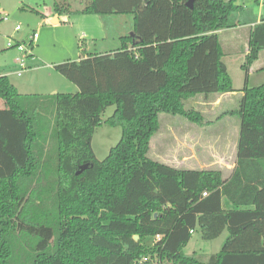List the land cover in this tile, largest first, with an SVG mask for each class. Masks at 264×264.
<instances>
[{"label": "trees", "instance_id": "obj_1", "mask_svg": "<svg viewBox=\"0 0 264 264\" xmlns=\"http://www.w3.org/2000/svg\"><path fill=\"white\" fill-rule=\"evenodd\" d=\"M188 1L53 0L58 15L132 14V34L53 66L76 93L21 94L0 72V264H264V83L241 89L229 175L148 155L159 114L200 124L184 101L234 90L219 30L255 23L245 81L264 50V14L256 23L236 0ZM102 122L122 133L98 160L91 138ZM195 230L228 234L216 253L184 254Z\"/></svg>", "mask_w": 264, "mask_h": 264}, {"label": "rangeland", "instance_id": "obj_2", "mask_svg": "<svg viewBox=\"0 0 264 264\" xmlns=\"http://www.w3.org/2000/svg\"><path fill=\"white\" fill-rule=\"evenodd\" d=\"M84 1L69 0V3L72 9H80ZM242 1L251 2L253 0H236L237 3ZM45 16L46 22L42 20ZM55 16L53 0H0V72L6 75L17 91L22 94L76 93L78 87L55 71L53 65L67 59L78 60L89 53H108L116 50L121 47V37L132 34V14L63 13L59 22L53 23L52 19ZM16 26L20 28L17 31ZM32 32L38 33L35 40L30 38ZM229 34L222 35L221 41ZM8 41L13 44L12 47H7ZM18 43L23 46L22 51L17 49ZM234 47L235 51L227 53L223 58L228 65L234 87H239L244 81L245 72L238 66L244 63L246 53L242 42H238ZM16 57L23 58L24 69L19 66L15 60ZM248 83L250 87L264 83V70H254ZM204 100L203 95H196L184 101V108L201 114L202 123L198 124L181 115H176L172 116L175 120L174 125L179 127L180 139L185 146H188V143L183 137L189 136L190 146L197 149L200 155L203 154L208 160L226 156L224 159L228 163L232 158V155L227 157L228 146L229 151L233 150L235 133H233V128H229L227 133V128H222V122L227 117H233L229 115L232 113L226 112L222 108L224 106L221 105L216 115L218 123L214 126L209 125L211 122L205 110ZM0 105H2L1 100ZM114 108L115 106L111 105L105 109L101 114L102 121L113 113ZM162 116L164 115L160 116V120ZM202 125L205 126V131L201 129ZM163 131L160 130L152 137L151 150L148 152L151 159H160V152L163 150L160 145L171 137L170 131ZM121 133V126H110L105 122L94 129L91 148L98 160L106 157L109 149L119 141ZM169 148L171 150L173 144ZM180 150L185 151L186 149L181 146ZM221 163L219 161L208 168H222L224 172L225 168ZM227 234L228 232L223 230L218 237L204 240L199 230H195L189 242L183 246L182 252L187 255L216 253L221 249ZM145 242L151 243L152 239L146 238Z\"/></svg>", "mask_w": 264, "mask_h": 264}, {"label": "crops", "instance_id": "obj_3", "mask_svg": "<svg viewBox=\"0 0 264 264\" xmlns=\"http://www.w3.org/2000/svg\"><path fill=\"white\" fill-rule=\"evenodd\" d=\"M237 4L241 5L243 10L245 11V13H247L249 16L250 15L256 16V23H259L261 15L264 14V1L263 0L262 1L261 0H253L251 2L242 1V2H239ZM56 15H57V22H59V18L61 15H58V14H56ZM54 18L52 20H54ZM42 20L44 22H46V20H47L46 16L43 17ZM57 22H55V23H57ZM254 24L255 23H246V24H242V25H237V26L229 28V29H223V30L218 31V33L220 34V38L222 37V35L230 33L229 35H226V37H224V39L221 41L222 46L224 47V49L226 51L225 52L226 54L230 53L231 51H235L236 48L234 46L238 42H242V44L244 46L243 50L247 55V53L249 51V45H248L249 34H250V31L253 28ZM223 41H224V44H223ZM82 53H83V51H82ZM100 53H103V52H100ZM104 53H106V52H104ZM83 57H85V56H83ZM67 60H69V59H67ZM225 64H226L227 70L229 72L228 65L226 62H225ZM238 67L241 69V64ZM254 70H256V71L264 70V50H261L259 52L257 59L249 66V68L247 69L246 81H245V75H244V81H242V83H241V85H239V87H234L233 81H232V85H233V89H234L233 91L222 93V94H213V95L209 96L210 98L204 97V99H205L204 105L206 106L205 110H207L206 112H207V114L209 116V120L211 122L209 125L212 124L214 126L218 123V119L216 118V115L218 114V107H220L221 105L224 106L222 108L226 112H233V114H229L233 117H227L222 122V128H227V133L229 132L228 131L229 128H233L234 129L233 133H235L234 134L235 135L234 136V142H233V150L229 151V146H228L227 157L229 155H232L230 162L227 163V161L224 159L226 156L224 158H218V159H213V160L209 159L208 160L207 157L203 156V154L200 155L197 152V149H193L190 146V137L189 136L183 137L185 139V142L188 143V146H185L181 142V139H180L181 136L179 134L180 131H178L179 127L174 125L175 120L173 119V117L169 114H162V113L158 115V121H159L158 132H160V130L170 131L169 134L171 135V137L168 138L169 141L164 140L163 143L161 142L162 144L160 146L163 150H161V152H160V157H159L160 159H158V161L164 162V163H166L168 165H172L174 167H180V168H185V169H196V168L210 169L208 167L212 166L215 163H219V161H220V162H222L221 165L224 166L223 168H225L224 169L225 171L223 172V170H221L222 168H220L218 170L222 171L224 176L229 175L231 170L234 168V165H235L236 142H237L238 125H239L238 117L234 112L237 110L238 105H239V100H240V97L242 95L241 89L243 88L244 84H246L247 87L250 86L248 82H249L250 76L254 73ZM231 80H232V78H231ZM26 94H29V93H26ZM30 94H34V93H30ZM42 94H44V93H42ZM52 94H54V93H52ZM207 98H209V99H207ZM161 115H164V116H162V120H160ZM204 127H205L204 125L201 126L202 131L206 130ZM172 128H174L173 131H171ZM151 143H152V138L150 140L149 151L151 150V145H152ZM172 144H173V148L170 150L169 147ZM225 144H226V141H225ZM181 146L185 147L186 150L185 151H183L184 149L180 150ZM226 202L227 201L224 199L223 200V207L229 208L230 205H229V203L226 204Z\"/></svg>", "mask_w": 264, "mask_h": 264}, {"label": "built area", "instance_id": "obj_4", "mask_svg": "<svg viewBox=\"0 0 264 264\" xmlns=\"http://www.w3.org/2000/svg\"><path fill=\"white\" fill-rule=\"evenodd\" d=\"M19 29H20V28H19L18 26L15 27V30H16V31L19 30ZM37 37H38V33H37V32H32V34H31V36H30L31 40H35ZM12 46H13V44H12L10 41H8V42H7V47H12ZM17 49H18L19 51H22L24 48H23V46H22L20 43H18V44H17ZM15 60L18 62L19 66H21L22 69L25 68L24 60H23L22 57H16ZM18 74H19V73H18ZM202 195L205 196L206 193L203 192ZM159 238H160V236H159V235H156V239H159ZM142 260L145 261V260H147V258H146V257H143Z\"/></svg>", "mask_w": 264, "mask_h": 264}, {"label": "water", "instance_id": "obj_5", "mask_svg": "<svg viewBox=\"0 0 264 264\" xmlns=\"http://www.w3.org/2000/svg\"><path fill=\"white\" fill-rule=\"evenodd\" d=\"M186 4H187V6H188L189 8H192V0H189ZM52 22H53V23L57 22V15L55 16L54 20H52ZM86 168H87V165H81L80 168H79V170L76 172V174L80 173L81 171H83V170L86 169ZM154 216H155V215H154ZM134 239L137 240V239H138V236L135 235V236H134Z\"/></svg>", "mask_w": 264, "mask_h": 264}]
</instances>
